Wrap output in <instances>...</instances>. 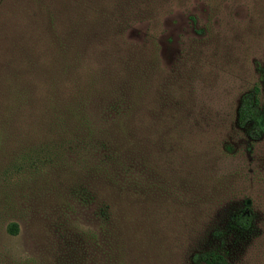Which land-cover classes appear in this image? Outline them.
I'll use <instances>...</instances> for the list:
<instances>
[{
    "label": "rangeland",
    "instance_id": "rangeland-1",
    "mask_svg": "<svg viewBox=\"0 0 264 264\" xmlns=\"http://www.w3.org/2000/svg\"><path fill=\"white\" fill-rule=\"evenodd\" d=\"M29 2L0 0V69L16 49L23 63L28 23H40ZM118 16L145 67L138 112L153 117L140 142L155 169L137 176L151 189L111 227L73 187L82 163L68 148L9 141L0 264H194L208 252L264 264V132L236 123L244 94L264 105V0H121ZM238 213L252 216L248 230L234 225Z\"/></svg>",
    "mask_w": 264,
    "mask_h": 264
},
{
    "label": "trees",
    "instance_id": "trees-1",
    "mask_svg": "<svg viewBox=\"0 0 264 264\" xmlns=\"http://www.w3.org/2000/svg\"><path fill=\"white\" fill-rule=\"evenodd\" d=\"M29 1L40 23H28L29 34L34 25L36 31L25 42L23 63L22 49H16L10 65L0 69V148L9 141L68 148L66 155L82 163L72 172L73 187L87 194L102 221L117 227L121 210L128 212L134 198L151 189L137 170L155 169L151 149L140 142L143 125L150 127L153 117L138 112L145 67L139 51L123 41L121 0ZM236 123L250 127V135L264 132V105H257L253 93L241 97ZM61 164L63 174L71 173ZM251 221L244 213L233 217L241 230ZM17 231L15 224L8 227L10 234ZM194 264L228 262L208 252Z\"/></svg>",
    "mask_w": 264,
    "mask_h": 264
}]
</instances>
